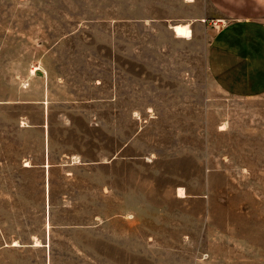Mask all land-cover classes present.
Segmentation results:
<instances>
[{"label": "rangeland", "instance_id": "rangeland-1", "mask_svg": "<svg viewBox=\"0 0 264 264\" xmlns=\"http://www.w3.org/2000/svg\"><path fill=\"white\" fill-rule=\"evenodd\" d=\"M188 1L0 0V264H264V94Z\"/></svg>", "mask_w": 264, "mask_h": 264}, {"label": "crops", "instance_id": "crops-1", "mask_svg": "<svg viewBox=\"0 0 264 264\" xmlns=\"http://www.w3.org/2000/svg\"><path fill=\"white\" fill-rule=\"evenodd\" d=\"M188 4L196 11L188 25L198 20L215 24L206 63L216 86L233 97L263 95L264 0H192ZM51 166L47 157L43 168L47 171Z\"/></svg>", "mask_w": 264, "mask_h": 264}, {"label": "bare ground", "instance_id": "bare-ground-1", "mask_svg": "<svg viewBox=\"0 0 264 264\" xmlns=\"http://www.w3.org/2000/svg\"><path fill=\"white\" fill-rule=\"evenodd\" d=\"M171 28L177 37L189 38L191 36V31L188 24H175Z\"/></svg>", "mask_w": 264, "mask_h": 264}]
</instances>
